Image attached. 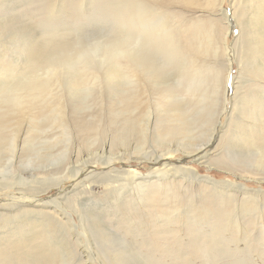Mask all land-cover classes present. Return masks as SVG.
Wrapping results in <instances>:
<instances>
[{
  "label": "rangeland",
  "instance_id": "obj_1",
  "mask_svg": "<svg viewBox=\"0 0 264 264\" xmlns=\"http://www.w3.org/2000/svg\"><path fill=\"white\" fill-rule=\"evenodd\" d=\"M142 1L173 55L129 85L137 0H0V264H264V0Z\"/></svg>",
  "mask_w": 264,
  "mask_h": 264
},
{
  "label": "bare ground",
  "instance_id": "obj_2",
  "mask_svg": "<svg viewBox=\"0 0 264 264\" xmlns=\"http://www.w3.org/2000/svg\"><path fill=\"white\" fill-rule=\"evenodd\" d=\"M178 1H180V2H191L192 0H178ZM135 10H136L135 18H132V13L130 12V10H128L125 7H121V10H117V13H116V17L118 20V27L121 26L122 24L123 25L125 24L126 25L125 26L126 30L124 27L125 32H128L131 30L130 26L135 31L136 52L133 56L129 57V59L132 63L130 61L124 62L125 64L122 67H120V69L118 71V76H121L125 81L124 83L129 84V85H134V83H133L135 80V79L133 80L134 76H144V75L147 76L148 75V77H151L153 80L154 77L159 76V75H163V73H165L166 70H165L164 66H160L161 65L160 62L165 61V63L170 64L171 60H172V55H173L171 53V50L169 48H166L167 42L163 43V40L161 38L162 36H165L166 39L168 40L167 34H165V35L163 33L159 34V25H156V22L153 19V17H155L157 12H155L154 9L151 6H149V4L148 5L145 4L142 0H137V2L135 4ZM46 40H48V39H45V41ZM45 44H47V42ZM162 44H163V46H162ZM169 46L171 47L170 44H169ZM262 46L264 47V41H263ZM39 53H40V51H39ZM120 53L122 54V50L120 51ZM157 54L163 55V58L161 60H159L156 57ZM42 59H43V57H42ZM128 64L131 65V67ZM55 65L49 66V68H48L49 72L46 73V75H45L46 77L43 78L42 80L39 78V76H37L35 78H32V80H35V81L30 80L29 82H27L26 92L28 93L29 96H30V94L33 95V93H35V92H33L34 90H37L38 94H40L42 92H46V91L51 92V90H52L51 89V77H53V75L55 74V72L58 69V67ZM135 85L137 86V84H135ZM24 88H25V86H24ZM17 99H18V97H16L15 100H17ZM19 101H20V99L17 100V102H19ZM22 102H23V100L21 98L20 103L23 104ZM184 114L185 113L181 110L180 112L176 113L177 116L167 117L166 118L167 120L165 122L164 121L159 122L158 127L160 129L158 130L157 134H159L161 136L165 135L164 137H167L168 135H175V133L173 132L172 129H169V130L163 129L162 131H161V129L163 128L164 125H166L168 123L175 124V123H181L182 122L183 124H185L184 121L179 122L178 120L175 119V118H183V120H185L186 116ZM198 118L199 117H197V119ZM125 122H126V124L129 123V122H127V120H125ZM137 123L140 126L142 136L144 139V134H143L144 128L142 125V121L137 122ZM125 127L127 129H132L131 126H125ZM260 144H261L260 145L261 149L259 152L256 153V156H257L256 161L257 162L260 161L262 163V161L264 159V137H261ZM256 166H258V164ZM163 168H164V171L158 170L156 172L168 174V173L173 172V170H174L171 166H168L166 164L163 166ZM191 173H193L194 175L196 174V172L192 171V170H191ZM199 177L200 178L203 177L202 180L211 184L210 185L211 187L218 188L219 193H221V194H225L226 191L230 190L231 187H233L230 182L225 181V180L224 181L214 180V179L210 178L209 176H199ZM237 188L244 190L242 188V186H237ZM263 210L264 209H261L260 211H263ZM210 240H211V242H210L211 243L210 248H211V247H213L214 240L213 239H210Z\"/></svg>",
  "mask_w": 264,
  "mask_h": 264
}]
</instances>
